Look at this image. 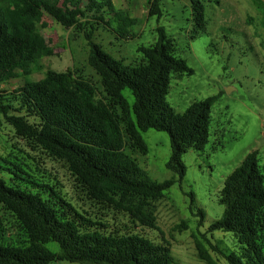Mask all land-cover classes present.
<instances>
[{"label":"trees","instance_id":"16d2710c","mask_svg":"<svg viewBox=\"0 0 264 264\" xmlns=\"http://www.w3.org/2000/svg\"><path fill=\"white\" fill-rule=\"evenodd\" d=\"M0 0V123L15 135L64 162L88 198L126 213L135 223L159 229L149 204L164 197L174 183L153 182L127 150L146 155L142 132L154 129L170 138L167 168L182 180L186 166L182 156L189 150L203 152L211 136L212 106L218 96L194 102L177 113L167 102L172 76L193 75L186 61L176 54L174 41L164 27H157L158 40L139 46L141 60L125 64L94 42L103 27L117 40L136 38L132 29L138 19L117 9L112 0ZM192 39L207 29L203 1L191 0ZM66 29L84 34L90 46L87 63L100 77L102 92L78 70H41L44 57L54 50L38 30L43 15ZM149 16L162 13L159 0L150 3ZM22 80L12 92L1 85ZM129 90L131 105L123 95ZM0 167L12 176L40 188L35 191L0 178V264H176L169 243L155 244L134 233H112L103 223L81 214L49 185L23 179L22 169L4 161ZM194 201V200H193ZM220 203L224 212L211 223L210 231L231 232L239 252L220 254L228 264H264V171L258 152L249 153L226 178ZM203 216V212H200ZM9 214L15 221L18 241H5ZM55 243L59 251L48 245ZM199 257L217 264L197 242Z\"/></svg>","mask_w":264,"mask_h":264},{"label":"rangeland","instance_id":"374dc122","mask_svg":"<svg viewBox=\"0 0 264 264\" xmlns=\"http://www.w3.org/2000/svg\"><path fill=\"white\" fill-rule=\"evenodd\" d=\"M112 1L117 9L138 19V25L132 29L136 36L132 40H117L111 31L97 29L93 40L105 52L125 64H137L141 60L138 47L154 44L158 40L156 28L164 27L174 41L176 54L194 71L193 75L172 76L169 105L177 113H184L194 102L218 96L211 111L209 144L203 152L189 150L182 156L186 166L182 180L167 168L171 157L167 133L154 129L142 132L148 147L146 155L127 150L151 181L175 180L162 199L148 206L161 232L142 227L126 213L90 200L64 162L19 139L4 121L0 123V167H10L4 161L15 163L24 172L20 174L23 179L49 185L86 218L105 224L108 232L139 234L155 244L167 241L176 264H207L199 257L197 242L214 262L228 264L219 251L238 253L240 246L235 235L210 231L209 227L224 212L220 198L226 178L249 153L258 152L264 171V0H201L207 29L195 39L191 38V0H159L161 18L149 16L154 0ZM38 30L54 55L42 59V69L34 71L32 80L42 79L48 69L78 70L102 92L100 77L87 63L90 46L82 32L66 29L45 14L38 19ZM21 85L19 79L1 85V89L12 92ZM123 95L131 105L134 103L129 90H124ZM11 177L0 168V178L7 183L41 191ZM4 216L9 229L5 241H18L14 219L9 214ZM48 248L59 251L55 243Z\"/></svg>","mask_w":264,"mask_h":264}]
</instances>
